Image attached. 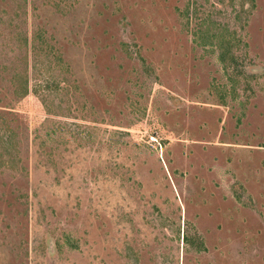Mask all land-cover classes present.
Masks as SVG:
<instances>
[{
    "label": "rangeland",
    "instance_id": "obj_1",
    "mask_svg": "<svg viewBox=\"0 0 264 264\" xmlns=\"http://www.w3.org/2000/svg\"><path fill=\"white\" fill-rule=\"evenodd\" d=\"M0 264H264V0H0Z\"/></svg>",
    "mask_w": 264,
    "mask_h": 264
},
{
    "label": "trees",
    "instance_id": "obj_2",
    "mask_svg": "<svg viewBox=\"0 0 264 264\" xmlns=\"http://www.w3.org/2000/svg\"><path fill=\"white\" fill-rule=\"evenodd\" d=\"M186 241H188V238L186 237Z\"/></svg>",
    "mask_w": 264,
    "mask_h": 264
}]
</instances>
